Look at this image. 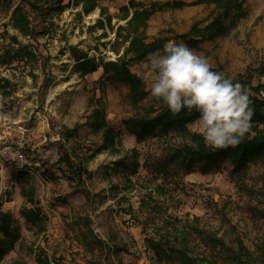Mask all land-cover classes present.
I'll use <instances>...</instances> for the list:
<instances>
[{"label": "rangeland", "instance_id": "rangeland-1", "mask_svg": "<svg viewBox=\"0 0 264 264\" xmlns=\"http://www.w3.org/2000/svg\"><path fill=\"white\" fill-rule=\"evenodd\" d=\"M20 2L0 0V34L7 30L18 35L11 14ZM245 2L249 13L230 33L193 50L203 54L213 70L234 81L254 75L257 84L264 82L255 74L264 67V0ZM129 4L130 0H103L89 15L69 7L46 22L31 15L40 33L36 39L18 36L37 58L0 62V80L10 82L0 88V203L12 215V230L18 236L0 264H167L156 261L145 238L182 230L189 235L198 264H233L227 249L236 237L251 253L253 264H264V156L248 162L239 173L227 158L210 174L186 175L167 154L188 142L187 137L155 132L138 142L132 134L131 119L150 112L149 97L132 103L127 87L112 78L106 79L103 95L98 84L102 67L85 76L75 71L81 54L98 64L116 61L123 54L126 45L119 55L114 51L118 49L115 31L106 30L108 37L103 38V30L89 28L102 18L101 9L111 16L114 27L125 24L134 12L130 9L129 18L120 20ZM215 13L214 6L205 5L158 12L148 21L146 35L152 41L183 34L195 22L205 26ZM43 28L47 34L41 32ZM8 42L0 40V54ZM131 69L143 80L148 72L144 62L131 64ZM101 96L107 122L118 134L119 152H104L90 160L101 135L90 128L89 102ZM153 108L157 111L159 106ZM63 128H77V133L65 139ZM188 130L197 133L194 123ZM62 150L83 160L91 176L76 181L62 173L57 168ZM133 150L139 164L136 173L118 163L124 157L131 159ZM46 168L57 178L49 180L43 174ZM34 208L42 211L41 225L30 224L23 216L24 209ZM207 234L221 238L226 247H215ZM95 237L109 245L106 255L89 247Z\"/></svg>", "mask_w": 264, "mask_h": 264}, {"label": "trees", "instance_id": "trees-1", "mask_svg": "<svg viewBox=\"0 0 264 264\" xmlns=\"http://www.w3.org/2000/svg\"><path fill=\"white\" fill-rule=\"evenodd\" d=\"M101 1L103 0H21L11 14L13 28L23 38L36 39L40 31L33 25L31 15L46 22L55 14H62L69 7L74 9L81 8L83 14L89 15L94 12ZM191 5L214 6L216 12L214 18L205 26L201 22H195L186 33L158 36L149 41L146 31L148 29V21L152 16L158 12L183 9ZM130 9H134V12L129 18ZM123 10L125 14L120 20L125 21L129 18L125 24L119 25L117 28V25L114 27L111 16L104 9H101L100 17L102 18L98 19L96 24L89 28V31H94L95 29L103 30V38L108 37L106 30L115 31L114 44L118 46V49L114 51L118 54L126 45L124 51L122 50L123 54L119 55V53L116 61L102 62L100 64L90 59L86 54H81L76 59L74 69L85 76L96 72L102 67L103 75L98 84L103 95L105 94L106 79L112 78L127 87L128 98L132 103L138 104L148 97L152 100L151 109L149 108L150 112L131 119L132 134L137 141L142 142L155 132L165 137L171 134L187 137L189 139L188 142L175 146L167 154V158L182 167L186 175L197 171L204 175L210 174L219 169L220 162L227 158L232 159L234 164L233 171L239 173L246 168L248 162L264 156V82L260 80L256 84L254 75H244L235 82L242 83L250 91V99L254 109L250 130H253L255 134L252 135L249 130L237 147L214 150L205 145L201 135L198 133L191 134L188 130V126L199 118L200 114L195 109L191 113H188L187 109H182L178 116L173 117L167 108L159 106L156 100L150 98L143 78L131 69V64L144 62L148 53L158 49L162 50L166 43L175 42L178 44L183 42L189 48L197 49L206 43H213L218 38L230 33L249 13L245 0H193L191 3L181 0L164 3L155 0H148V2L145 0H130L129 7H124ZM82 13L78 14L79 17H81ZM44 29L41 32H44ZM3 33L0 34V40L6 43L9 39V42L2 48L0 62L4 59V64H11L14 57H20L21 59H26V61L37 58L35 52L20 43L18 35H11L7 30H4ZM44 33L47 34V32ZM75 52L76 50L72 49V53ZM255 74H258L260 79L264 77V67H259ZM0 83V88L2 89L10 85V82L6 79H1ZM89 104L92 107L89 125L94 133L101 135V142L91 150L92 154L87 159H94L104 152L118 153L120 142L117 132L107 122L105 97L101 96L97 100L92 98ZM154 106H159L157 111L154 110ZM76 133L77 128H63L62 135L65 139H69ZM59 145L61 146L60 142ZM136 153L133 150L131 159L124 157L118 163L130 169L132 173H136L139 168V164L135 159ZM57 168L76 181L82 180L83 177H90L92 174L85 167L83 160L63 150L60 152ZM43 174L49 180L57 178L55 172H51L49 168L44 169ZM261 213L264 218V209ZM23 216L26 222L33 225H41L43 222L42 211L39 208L24 209ZM12 229L13 217L9 212L2 210L0 203V261L14 249L17 243L18 236L13 233ZM40 230H43V228H40ZM89 231L91 234L93 233L90 228ZM183 231L186 230L174 233V235L171 232H166L160 234L158 238L155 236H147L145 238L147 248L154 253L158 263L198 264V260L192 255L189 235L183 233ZM197 231L200 232L199 229ZM206 237L210 239V242L215 247H226V243L221 238L210 234H207ZM88 245L92 251L98 248L100 255H106L110 251L109 245L96 237L89 241ZM227 251L230 253L233 264H253L251 253L245 247L241 238L236 237L234 246L227 249ZM261 255L264 257V243L261 248Z\"/></svg>", "mask_w": 264, "mask_h": 264}, {"label": "clouds", "instance_id": "clouds-1", "mask_svg": "<svg viewBox=\"0 0 264 264\" xmlns=\"http://www.w3.org/2000/svg\"><path fill=\"white\" fill-rule=\"evenodd\" d=\"M144 76L150 98L176 117L182 109L200 114L195 131L214 150L235 148L251 128L254 114L249 89L235 82L201 53L183 42H169L150 52Z\"/></svg>", "mask_w": 264, "mask_h": 264}, {"label": "built area", "instance_id": "built-area-1", "mask_svg": "<svg viewBox=\"0 0 264 264\" xmlns=\"http://www.w3.org/2000/svg\"><path fill=\"white\" fill-rule=\"evenodd\" d=\"M21 145H23V144H21ZM19 158H20V159H22V156L20 155V156H19ZM21 161H22L23 163H25V161H24V160H21Z\"/></svg>", "mask_w": 264, "mask_h": 264}]
</instances>
